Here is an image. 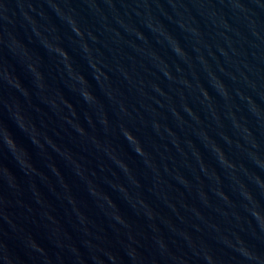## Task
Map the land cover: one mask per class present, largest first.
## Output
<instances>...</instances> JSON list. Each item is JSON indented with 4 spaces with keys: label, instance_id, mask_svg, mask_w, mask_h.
I'll list each match as a JSON object with an SVG mask.
<instances>
[{
    "label": "water",
    "instance_id": "water-1",
    "mask_svg": "<svg viewBox=\"0 0 264 264\" xmlns=\"http://www.w3.org/2000/svg\"><path fill=\"white\" fill-rule=\"evenodd\" d=\"M0 264H264V0H0Z\"/></svg>",
    "mask_w": 264,
    "mask_h": 264
}]
</instances>
